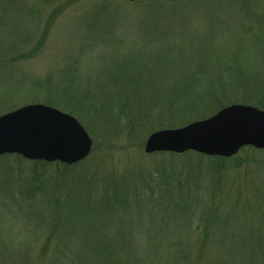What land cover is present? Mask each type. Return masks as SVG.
<instances>
[{"label":"rangeland","instance_id":"rangeland-1","mask_svg":"<svg viewBox=\"0 0 264 264\" xmlns=\"http://www.w3.org/2000/svg\"><path fill=\"white\" fill-rule=\"evenodd\" d=\"M188 68L191 72L203 71L200 85L194 90L204 97L193 115L181 118L178 112L166 110L176 94L170 88L171 80L180 79ZM64 75L77 78V85L70 89L74 101L83 99L85 93L102 98L127 96L142 84L144 89H136L135 94L147 95L153 98L150 101L154 106L165 108V114L157 110L158 114L146 118L131 137L126 136L125 128L116 138L97 131L99 120L94 116L78 113L94 144L87 161L65 176L80 182L79 193L94 189L116 193L114 178L126 176L128 185L122 192L129 196L146 194L137 181L145 172L163 165L190 169L191 200L188 205L180 203V210L169 216L171 223L154 225L141 220L133 225V233L124 231V237L151 240L165 232L169 238L178 236L184 240L191 233L180 234L178 230L187 228L189 220L205 226L203 216L212 212L216 219L210 228L211 237L219 251L229 244L239 249L241 241L249 240L252 244L246 246V251L259 252L264 240V150L245 147L226 162L221 157L192 151L177 156L147 153L145 143L152 131L164 127L161 122L186 124L235 102L264 107V0H0V114L27 103L57 99L55 83ZM220 77L239 80L229 82L222 94L217 85ZM208 87L213 91L205 94ZM221 98L222 103L218 102ZM121 124H117L120 130L124 128ZM235 160L239 165L232 167ZM35 163L19 155L0 156V226L12 222L11 235L40 238L33 244V264H44L39 256L52 254L49 250L53 238L41 236L31 223L22 226L31 221L30 217L16 208L11 193L5 196L15 191L24 197V179L35 169L52 179L59 174L52 172L58 164L45 167ZM45 184L33 193L30 203L39 206L41 198L51 196L54 186ZM162 191L163 200L153 212L156 217L167 212L163 205L175 201L171 196L174 189ZM129 196L122 203L136 211L139 203L134 195ZM113 207L102 221L107 223V232L114 235L118 233V223L130 217L118 212V204ZM43 214L47 216V211L43 210L40 215ZM40 215L38 218H42ZM102 227L99 233L103 235ZM198 233L196 263L211 264L208 260L214 261V251L204 246L203 234ZM167 253L174 252L168 248ZM159 264L173 263L168 260Z\"/></svg>","mask_w":264,"mask_h":264},{"label":"trees","instance_id":"trees-1","mask_svg":"<svg viewBox=\"0 0 264 264\" xmlns=\"http://www.w3.org/2000/svg\"><path fill=\"white\" fill-rule=\"evenodd\" d=\"M200 68L202 69L201 66ZM188 69H186L185 73L181 74L183 77L181 76L180 79L174 77L171 80L170 88L176 94L170 99L168 109L166 110H170L173 113L178 112L181 114V118L193 115L194 110L197 107L200 108V98L204 97L196 89L194 90V86L198 87L200 85L203 71L200 69L199 71L191 72L190 68ZM219 79L220 82L217 85L221 87L222 94H224L223 92L229 86V82L236 83L239 80L231 78L222 80L221 77ZM73 85H77V78L74 80L64 75L59 83H55V91L57 95L59 94V97L55 98V100L53 98L52 102H47L53 103L76 115L81 112H87L94 116L95 120H99V126L96 128L97 131L105 134L107 138H116L118 134L121 135L123 133L125 128H128L126 136L131 137L132 132L134 133L146 118L153 116V113L154 115L158 114L157 110H163L165 114L164 107L159 108L154 106L153 102H151L154 101L152 100L153 98L140 93L135 94L136 89L137 91L144 89V86L142 84L138 85V82L137 88L131 90L127 96L118 95L109 96V98L104 96L102 98L95 94L89 96L88 93H85V97L77 101H74L70 95V89ZM204 90L205 94L213 91L209 87ZM59 99H61V102L58 104L57 101H60ZM222 100L224 98L219 99L218 102L222 103ZM116 105H118V108H116ZM93 123L96 124L98 122ZM119 123H122L121 125L124 126L121 130L119 129V125H117ZM173 123L165 121L161 122V126H172L174 125ZM249 147L256 149L251 146ZM256 150L259 151L260 149ZM221 158H224L226 162L227 159H230L226 157ZM86 159L73 165L61 162L48 163L38 160L35 164L40 166L46 167L49 164H58L56 170L53 169L52 171L55 174L59 171L56 178L43 177L42 175L46 174L43 171H39V169H35L24 179V197L21 194L15 193V191H9L5 195L8 197L11 193L10 198L16 205V208L19 209L21 214H24L28 218L30 217L31 221H27V224L22 223V226L31 223L29 225L34 226L35 229L37 228L41 236L50 235L53 238L54 242L49 250L52 251V254L48 255L45 253L39 256L40 262L44 261V264H159L160 261L166 263L170 260L173 264H176V262L179 264H197L196 246L198 238L196 239L195 233L200 231L198 234H203L200 236H202L204 246L214 251V261L212 259L209 261V258L208 263L264 264L263 239L260 243L259 252L254 251L251 253L246 251V246L249 247L252 244L249 240L241 241L243 246H240L239 249L229 244L222 251H219L216 240L211 237L210 228L216 219L212 212L206 213L203 216L202 222H205V226H202V224L199 226V224L197 225L191 220L186 222L187 228L178 230L180 234L183 232L191 233L185 236L184 240L178 236L176 237L177 239L169 238L165 232H161L163 234H159L160 238L157 239L148 240L141 236L127 239L124 237L123 232L126 231L128 234L133 233L135 231L133 225L140 223L141 220L146 224L168 225L171 223L169 216L175 215L180 210V203L185 202L188 205L187 201L191 200L188 195L191 176L188 175L187 170L190 171V169L184 165L181 168L174 167L173 165H163L162 167L159 166L160 168L157 170L145 172L142 179L137 181L141 184L139 186L146 190V194H132L129 196L128 192H122L126 188L125 186L128 185L125 180L126 176L124 178L121 176L118 180L114 178V182H117L114 188L116 189V193H112L111 189L101 191L94 189L91 192L79 193L77 190L80 188V182L73 178H66L65 176H67L66 173H73L74 169H78L81 163L87 161ZM223 165L221 163V166ZM238 165L239 162L236 160L231 164L232 167H237ZM77 166L78 168H76ZM226 167L225 165L223 168ZM127 181H130L128 177ZM47 182L54 186L52 193H49L51 196L47 194L41 198V205L39 206L30 203L33 193L38 191L41 184ZM172 189L175 190V193L171 195L175 199L174 204L168 203L165 206L163 205V207H166L167 212L156 217L153 212L157 204L163 200L164 195L162 190L170 191ZM183 190H186V192L183 193ZM133 195L139 203L135 207L136 211L129 208L126 203H122L128 196L131 198ZM21 204L24 206L21 207ZM113 204H118V212L120 214L124 217H130V220L125 218L126 220H121L118 223V233L116 232L114 235L107 232V223L104 224L102 221L105 218L106 211L113 210ZM43 210L47 211V216H44V214L40 215ZM188 210L190 209L188 208ZM31 215L35 216L31 217ZM38 215L42 216V218H38ZM144 217H149L150 220L149 218L143 219ZM11 223L0 226V232L8 231L7 235L0 234V264H33V244L38 239H20L19 236L11 235ZM126 225L127 230L125 229ZM101 227L103 235L99 233ZM38 241H41V239L39 238ZM48 241L52 242L50 239ZM256 247L258 248V246ZM168 248L173 250V255H168ZM243 248L245 249L244 251L242 250Z\"/></svg>","mask_w":264,"mask_h":264},{"label":"water","instance_id":"water-1","mask_svg":"<svg viewBox=\"0 0 264 264\" xmlns=\"http://www.w3.org/2000/svg\"><path fill=\"white\" fill-rule=\"evenodd\" d=\"M245 145L264 148V109L243 103L221 108L205 119L152 132L145 150L188 149L230 156ZM93 140L76 116L44 103H30L0 115V154L77 162L91 152Z\"/></svg>","mask_w":264,"mask_h":264}]
</instances>
